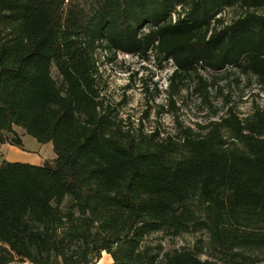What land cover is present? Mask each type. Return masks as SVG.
I'll list each match as a JSON object with an SVG mask.
<instances>
[{
    "label": "trees",
    "instance_id": "16d2710c",
    "mask_svg": "<svg viewBox=\"0 0 264 264\" xmlns=\"http://www.w3.org/2000/svg\"><path fill=\"white\" fill-rule=\"evenodd\" d=\"M227 8L242 14L225 23ZM262 8L0 0V145L23 149L20 127L55 152L40 165L0 162V264H98L103 253L108 264H264V110L148 133L106 103L96 61L102 51L170 59L171 87L227 68L264 84ZM159 234L203 236L166 249Z\"/></svg>",
    "mask_w": 264,
    "mask_h": 264
},
{
    "label": "rangeland",
    "instance_id": "374dc122",
    "mask_svg": "<svg viewBox=\"0 0 264 264\" xmlns=\"http://www.w3.org/2000/svg\"><path fill=\"white\" fill-rule=\"evenodd\" d=\"M258 13L264 14V8ZM240 14L239 8H227L221 17L225 23H230ZM96 58L98 83L106 103L117 109L125 123L135 128L143 124L148 133L158 129L161 136L174 135L186 127L200 131L198 125L220 120L230 108L241 118L257 107L264 110V84L255 76L243 75L236 69L201 70L206 84L195 73L183 74L176 79L177 85L171 87L170 78L175 68L170 59L151 56L144 60L109 51L98 52ZM53 76L59 80L55 70ZM170 93L174 94L173 102L169 99ZM15 130L27 149L40 151L45 160L55 158L52 143H39L20 127ZM6 154L10 159H20L9 148ZM201 236L184 234L175 238L159 234L154 240L163 242L166 249H175L193 246ZM102 255L98 264L112 260L107 253Z\"/></svg>",
    "mask_w": 264,
    "mask_h": 264
},
{
    "label": "crops",
    "instance_id": "0c3cea01",
    "mask_svg": "<svg viewBox=\"0 0 264 264\" xmlns=\"http://www.w3.org/2000/svg\"><path fill=\"white\" fill-rule=\"evenodd\" d=\"M23 147L24 148L21 149L18 147H13L10 144L0 145V162H2V160H9V161H19V162H26V163L40 165L45 161L44 157L41 158L40 151L29 150L25 146ZM7 148H9L11 151L15 153L14 155L15 157L20 158V159H15V160L10 159L6 154ZM111 261H109L108 263H110Z\"/></svg>",
    "mask_w": 264,
    "mask_h": 264
}]
</instances>
